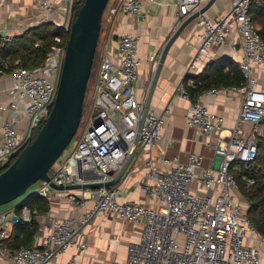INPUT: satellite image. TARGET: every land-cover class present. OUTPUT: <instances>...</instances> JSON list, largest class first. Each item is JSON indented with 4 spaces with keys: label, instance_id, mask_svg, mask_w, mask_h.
Segmentation results:
<instances>
[{
    "label": "built area",
    "instance_id": "1",
    "mask_svg": "<svg viewBox=\"0 0 264 264\" xmlns=\"http://www.w3.org/2000/svg\"><path fill=\"white\" fill-rule=\"evenodd\" d=\"M10 0H0V8ZM81 0H36L41 11L36 26L52 23L70 33L75 7ZM211 0H174L177 9V27L200 12ZM252 0H231L229 10L214 20L206 14L194 22L199 28L198 51L187 69V76L197 70L198 64L218 61L219 51L229 37L239 39L243 56L239 68L245 82L241 86L212 89L200 94L186 118L189 127L203 136L217 137L210 144L218 167H203V156L192 153L187 164L155 160L152 150L161 138L164 118L149 110L141 132L139 128L147 94L140 98L135 87L143 60L138 56L139 41L131 33L117 34L116 49L112 53L105 44L95 74L91 110L73 148L53 165L48 173L50 182L40 181L30 195L50 201L56 186H74L109 183L125 164L137 135L139 150L147 151L145 166L151 184L145 186L146 196L156 201L155 207L145 203L118 199L117 190L100 188L68 193V200L78 208L95 201V211L116 217L121 223L143 225L138 242H129L126 264H261L262 256L255 242L261 237L249 216L250 204L241 194L236 174L243 166L255 162L259 156L258 141L264 139V90L259 88L256 67L264 69V40L260 29L251 18ZM109 4V3H108ZM148 4L160 5L158 0H112L107 8L109 21L114 25L119 16L142 15ZM0 34L5 41L12 36ZM61 44V38H56ZM66 53V46L57 45L49 52L43 66L28 70L5 65L0 76L12 79L9 95L11 110L16 118L7 120L1 128L0 174L11 166L20 153L35 139L47 121L58 92ZM161 52L147 56L154 72ZM149 90V89H148ZM181 94L187 97L183 87ZM225 94L238 98L241 106L235 126L226 132L225 119L213 114L203 102L207 95ZM23 114V115H21ZM20 117L27 126L20 128ZM171 164L166 172L158 166ZM97 177L99 180H97ZM245 180V178H243ZM248 187L253 180H246ZM196 184L200 191L192 188ZM207 192V193H206ZM31 197V198H32ZM28 201V200H27ZM26 201V202H27ZM23 205L21 215L0 216V257L14 264H47L71 247L85 252L87 243L76 242L78 222L74 217L53 218L43 224L45 233L40 247H22L11 253L3 242L10 237V227L21 221L30 223L44 218L37 210ZM94 211V212H95ZM94 214L84 217L85 224ZM66 264H82L72 258ZM102 264H121L118 261Z\"/></svg>",
    "mask_w": 264,
    "mask_h": 264
},
{
    "label": "crops",
    "instance_id": "2",
    "mask_svg": "<svg viewBox=\"0 0 264 264\" xmlns=\"http://www.w3.org/2000/svg\"><path fill=\"white\" fill-rule=\"evenodd\" d=\"M158 2L160 5L148 4L139 17L119 16L111 29L113 40L110 51L112 53L116 49L117 34L131 33L138 38V56L143 60V64L139 70V79L135 87L140 98L148 93L154 74L151 64L146 62L147 56L161 52L177 27V9L174 0H158ZM230 3L231 0H217L205 14L217 20L218 17L228 12ZM40 17L41 11L36 0H10L0 8V27L4 34L12 37L20 36L28 29L36 27ZM199 33L200 30L196 26V22H193L178 37L168 52L150 106L151 110L164 118L161 138L152 150V157L155 160L164 158L171 163L177 161L181 164H187L190 154L196 153L203 156V167L216 169L219 159L215 158L210 144H215L217 137L213 135L206 138L197 129L187 125L186 118L194 101L184 97L180 91L188 66L198 51L197 35ZM242 56L243 50L239 39L231 35L226 46L219 51L217 60L230 58L239 63ZM207 64H198L195 73L188 76L200 75ZM255 74L259 81V88L264 90V69L256 67ZM188 84L193 85L194 81L189 80ZM11 87V77L8 74L0 76V144L3 124L9 119L16 118V114L10 106L12 99L8 91ZM203 102L213 114L225 119V134H228L236 124L241 100L235 97L227 98L225 94L221 93L207 95ZM20 120V128L27 126L25 117H20ZM141 151L142 148L139 152L141 153ZM146 152V150L143 151L130 167L126 179L117 189V195L120 201H138L155 207L156 201L149 199L145 194V186L152 183L147 176L148 168L145 166ZM158 167L166 172L171 164L160 163ZM192 188L197 189L200 195L205 194L199 190L196 184H192ZM75 192L82 195L81 190ZM20 204L0 210V216L7 213L12 216L18 215L16 210ZM49 204V211L41 213L45 215L44 218L36 220L40 230L35 238L34 247H40L45 236L43 224L56 217H74L78 222L79 229L75 241L87 243L88 247L85 252H79L77 248L71 247L57 259L47 264H66L72 258L77 259L82 264H102L112 261L126 264L129 242H138L141 238L142 224L121 223L116 217L99 212L92 214L90 219L83 224L84 217L95 211V201L93 200L86 202L85 207L78 208L69 202L68 193L64 195L63 192L56 191L52 194ZM13 226L10 227V234ZM255 244L261 252V264H264V239L260 237ZM0 264L14 263L7 258L0 257Z\"/></svg>",
    "mask_w": 264,
    "mask_h": 264
},
{
    "label": "water",
    "instance_id": "3",
    "mask_svg": "<svg viewBox=\"0 0 264 264\" xmlns=\"http://www.w3.org/2000/svg\"><path fill=\"white\" fill-rule=\"evenodd\" d=\"M216 1L211 0L200 12L185 20L166 42L148 90L139 134L150 110L154 91L170 48L184 30L200 15L207 13ZM109 2L110 0H84L75 11L53 109L34 141L0 174V207L23 197L38 182H50L49 171L71 146L81 124L88 83L101 35L102 18ZM186 77L187 74L183 81ZM139 134L125 164L117 173L111 172L113 179L109 183L97 181L93 184L68 187L51 184V187L60 192L98 190L104 187L117 190L140 153ZM31 197L27 196L25 202ZM96 213L97 211L94 212Z\"/></svg>",
    "mask_w": 264,
    "mask_h": 264
},
{
    "label": "trees",
    "instance_id": "4",
    "mask_svg": "<svg viewBox=\"0 0 264 264\" xmlns=\"http://www.w3.org/2000/svg\"><path fill=\"white\" fill-rule=\"evenodd\" d=\"M83 2L84 0H81L76 4L75 11ZM250 15L253 23L259 27L260 35L264 40V0H252ZM68 37L69 32L52 23L30 28L9 41H5L0 34V69H3L5 65L9 70L15 67L37 69L44 65L54 46H66ZM56 38H61V44L56 41ZM189 80H193L194 84L189 85ZM244 82L239 64L230 58H222L208 63L200 75L187 76L182 87L187 97L195 102L197 97L205 91L241 86ZM258 151L257 160L244 165L242 172L236 174V177L242 196L250 204L249 216L258 234L264 239V139H259ZM246 180H253L255 183L248 187ZM24 206L40 213H47L50 209L49 201L40 196H33ZM22 208L23 205L17 207L18 215H21ZM39 230L37 221L30 223L21 221L12 227L10 237L3 242V245L11 253L22 247L32 248L35 246V238Z\"/></svg>",
    "mask_w": 264,
    "mask_h": 264
},
{
    "label": "rangeland",
    "instance_id": "5",
    "mask_svg": "<svg viewBox=\"0 0 264 264\" xmlns=\"http://www.w3.org/2000/svg\"><path fill=\"white\" fill-rule=\"evenodd\" d=\"M111 1L112 0H110L107 8L109 7V5L111 6ZM107 8H106V10H105V12L103 14V18H102L101 35H100V38H99L97 52H96V55H95V60H94V65H93L91 78H90V81L88 83V88H87V93H86L85 102H84V111H83L81 124H80L79 130H78V132L76 134V137L73 140L70 148L74 147V145H75L77 139L79 138V135L83 131L84 125H85V123H86V121H87V119L89 117L90 110H91V99L93 97V92H94L95 74H96L97 68L99 66L100 60L102 58L105 44L108 43L109 47L112 44V40H113L112 33H113V31H111V29H112L113 24L109 21ZM39 131L40 130H38L35 133V137L37 136ZM38 187H39V184L37 183L34 186H32L23 197L17 199L16 201H14V202H12V203H10L8 205L0 207V210L12 208V207L20 204L21 202H23L27 198V196H29L31 193H33L35 191V189L38 188Z\"/></svg>",
    "mask_w": 264,
    "mask_h": 264
}]
</instances>
